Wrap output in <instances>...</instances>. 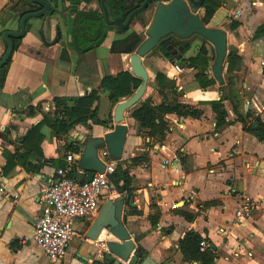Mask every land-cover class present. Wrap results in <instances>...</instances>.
Returning a JSON list of instances; mask_svg holds the SVG:
<instances>
[{
  "label": "crops",
  "instance_id": "obj_1",
  "mask_svg": "<svg viewBox=\"0 0 264 264\" xmlns=\"http://www.w3.org/2000/svg\"><path fill=\"white\" fill-rule=\"evenodd\" d=\"M45 1L50 11L27 20L0 86V264H129L109 253L94 258L99 243L116 241L104 231L95 242L84 239L98 212L75 222L76 237L61 260L49 261L35 243L22 245L20 240L31 237L41 212L37 198L55 171L67 166L66 156H79L74 150L81 153L86 138H103L113 130L115 106L130 96L112 104L101 83L124 72L134 77L130 55L146 39L154 11L150 16L137 15L124 33L109 27L98 47L78 54L74 43L84 46L97 39L86 37V31L92 35L87 28L94 21L87 16L90 6L80 0ZM220 2L204 26L226 35L222 83L212 74V45L192 36L181 40L182 45L176 42L173 62L152 53L141 60L146 87L138 103L123 115L127 138L119 162L120 171L130 177L129 190L119 194L115 188L123 181L115 188L111 181L100 208L105 201L131 195V205H123L122 212L138 252L136 264H201L186 261L181 254L180 241L190 232L210 246L205 251L214 257L212 264H264V140L250 131L258 124L264 127V0ZM94 5L101 15L97 21L104 23L100 0ZM42 8L31 0H0V60L6 49L2 34L17 32L24 15ZM196 13L201 21L203 9ZM231 23L237 25L234 30ZM132 34L141 41L128 47L131 52H112L114 42ZM228 56L236 61L231 73ZM189 59L196 62L186 64ZM207 81L213 83L202 88ZM92 92L98 97L92 107L97 119L108 123L106 127L86 122L57 137L43 123L39 146L33 144L26 159L18 157L25 152L22 145L28 131L44 119L67 123L55 101L70 108ZM141 106L155 113L151 136L149 128L131 118ZM166 108L176 111H162ZM7 160L13 166L5 174ZM242 196L257 207L234 225ZM198 251L205 253L199 245Z\"/></svg>",
  "mask_w": 264,
  "mask_h": 264
},
{
  "label": "water",
  "instance_id": "obj_2",
  "mask_svg": "<svg viewBox=\"0 0 264 264\" xmlns=\"http://www.w3.org/2000/svg\"><path fill=\"white\" fill-rule=\"evenodd\" d=\"M31 1L38 3L43 9L36 13L24 15L20 20L17 32L6 31L2 34L1 39L6 44V49L0 60V69L8 62L12 54V38H21L24 35L27 20L50 11V5L45 0ZM108 1L116 0H100L104 24L119 33H124L137 15L154 3L157 5L154 9L152 22L145 32L146 39L130 55L131 73L141 81L140 86L126 101L115 106L113 112L115 125L111 132L105 134L103 138H86L84 140L83 149L78 157L77 168L86 173V179H89L93 173L103 174L104 172V164L98 158L100 149L104 148L112 160L122 159L127 138V126L123 124V115L138 103L143 96L147 83V74L141 60L151 53L161 40L168 36H174L180 40L198 36L207 41L214 49L215 60L212 66V74L219 84L222 83L221 70L227 52L224 31L206 28L196 13L201 8L203 0H145L139 8L128 14L126 18L123 17L120 10L115 12L114 17H111L106 7ZM109 181L111 183L110 179ZM111 185L115 188L114 184L111 183ZM115 189L119 194L121 193L120 189ZM131 203L130 194H127L125 198L118 197L114 200L105 201L93 222L88 226L84 239L95 242L101 232L104 231L116 240L105 242L108 253L121 262L129 260V264H136L139 261L138 252L130 239L122 212L123 205L128 206Z\"/></svg>",
  "mask_w": 264,
  "mask_h": 264
},
{
  "label": "trees",
  "instance_id": "obj_3",
  "mask_svg": "<svg viewBox=\"0 0 264 264\" xmlns=\"http://www.w3.org/2000/svg\"><path fill=\"white\" fill-rule=\"evenodd\" d=\"M87 5L90 6L89 11L87 12V16L94 19L93 22L89 25L87 29L92 33L89 37L96 36L97 39L94 41H90L84 46H79V43H74L75 47L74 49L78 54L86 53L88 51H91L95 47H98L105 39L106 33L109 30V27H107L103 22L97 21V19H100V14L97 10V8L94 5V0H80ZM145 0H121L118 1H108L106 2V7L108 9V12L111 16H113V13L118 11L117 9H121L123 11V17L126 18L130 11L134 10L135 8L139 7ZM216 0H203L201 8L203 9L204 18L209 20L213 16V10L216 9ZM96 19V20H95ZM202 24L205 25L206 22L201 20ZM235 23H231L230 29L234 30L236 28ZM86 29V30H87ZM76 39V38H75ZM20 38H12L13 43V50L12 53L17 49ZM140 37L137 35L132 34L131 36L127 37L124 40L114 42L112 44V52H124L129 53L131 52L128 47L135 46L140 43ZM175 40L168 36L161 40L155 49L151 52L152 54L159 55L166 59L169 62H173V58L171 55L172 49H175ZM12 56V54H11ZM11 56L8 60V62L0 69V86L3 84L4 75L6 72V69L11 61ZM234 61V62H233ZM186 64L193 65L196 61L195 59H189L185 61ZM236 61L231 56H228V68L227 72L231 73V63L234 64ZM196 80H198V76H195ZM157 81L159 83L160 77L157 76ZM211 83L210 81H207L205 83H202V88H206ZM141 81L135 77H132L129 73L124 72L119 74L116 78H107L104 79L101 83V88L106 89L110 92L109 100L112 104L116 103L117 98H123L128 97L132 95V91H136L137 88L140 86ZM98 101L97 93L92 92L89 96L84 98H79L73 102L72 107H66L64 101H55L54 105L56 108H62V114L63 117L67 120V123L62 120H54L53 122L44 119V122L37 125L36 127H33L31 130L28 131L27 135L23 139V150L25 151L23 154H21L18 157L25 158L30 154L32 150V145L36 143V147L39 146L42 138L39 135L40 128L43 123L48 124L50 129L54 131L57 137L59 135L66 134L74 125L82 124L86 122H91L92 124L99 125L102 127H106L108 123L101 122L97 119V109L96 107L93 108V104ZM162 109L164 107H161ZM161 110V109H160ZM162 111H168V112H175L174 109L166 108ZM154 111L147 106H141L138 109H135L131 113V118L134 121L140 122L142 126L150 129V136L154 129ZM257 123V122H256ZM156 124V123H155ZM256 137H258L260 140H264V127L261 124H258V127L255 130H250ZM74 154L79 155L80 151L78 149L74 150ZM12 159V157H11ZM25 162V161H24ZM24 162L22 164H24ZM13 166V163L11 160H7L6 167H4V173L6 174L10 168ZM64 169V167H61ZM121 163L118 164L115 172L113 175H111L110 180L114 185H118L119 181L122 180L123 184L119 188L121 191H128L129 190V183H130V177L125 175L122 171H120ZM70 177L73 178L72 173L70 174ZM201 242V239L198 235L195 233H187L182 240L180 241V251L181 254L186 261H197L201 264H212L214 257L211 253H199L198 251V245ZM98 264V263H94Z\"/></svg>",
  "mask_w": 264,
  "mask_h": 264
},
{
  "label": "built area",
  "instance_id": "obj_4",
  "mask_svg": "<svg viewBox=\"0 0 264 264\" xmlns=\"http://www.w3.org/2000/svg\"><path fill=\"white\" fill-rule=\"evenodd\" d=\"M176 71L181 72L179 68ZM75 157L79 156H66L67 166L55 171L50 184L38 196L40 215L34 221L31 237L20 240L22 245L35 243L52 262L61 260L75 239V222L89 220L99 211L103 192L110 187L109 179L120 163L110 159L104 148L100 149L98 158L104 164V172L93 173L86 179V173L77 168ZM72 172L76 175L73 178L70 177ZM256 207L248 197L242 196L233 224H241ZM199 247L201 251L210 248L205 242H201ZM106 253L105 242H101L97 245L94 258L101 259Z\"/></svg>",
  "mask_w": 264,
  "mask_h": 264
},
{
  "label": "rangeland",
  "instance_id": "obj_5",
  "mask_svg": "<svg viewBox=\"0 0 264 264\" xmlns=\"http://www.w3.org/2000/svg\"><path fill=\"white\" fill-rule=\"evenodd\" d=\"M99 4V3H98ZM97 4V5H98ZM157 3H154L152 6H150L148 9H147V11H146V13H147V15L148 16H150V15H152V13H153V11H154V8H155V5H156ZM216 9H214L213 10V13L215 14L218 10H219V8L221 7V2H220V0H216ZM98 7H99V5H98ZM199 16H201V18H202V20L204 21V22H207L208 20L207 19H205L204 18V13H200V15ZM204 25V24H203ZM207 28V27H206ZM89 37V32H87L86 31V37ZM193 37H195V36H193ZM172 38L175 40V42H178V43H181V45H182V42H181V40H178L177 38H175L174 36H172ZM143 39H144V36H143ZM177 49H172V54H175V52H177L176 51ZM215 57V53H214V51H213V58Z\"/></svg>",
  "mask_w": 264,
  "mask_h": 264
},
{
  "label": "flooded vegetation",
  "instance_id": "obj_6",
  "mask_svg": "<svg viewBox=\"0 0 264 264\" xmlns=\"http://www.w3.org/2000/svg\"><path fill=\"white\" fill-rule=\"evenodd\" d=\"M116 1L120 2L121 0H116ZM143 3H144V2H143ZM143 3H142V4H143ZM142 4H141V5H142ZM141 5H140V6H141ZM140 6H139V7H140ZM139 7H137V8H139ZM137 8H135V9H137ZM148 8H149V7H148ZM148 8H147V9H148ZM42 9H43V8H42ZM42 9H41V10H42ZM89 9H90V8H89ZM135 9H134V10H135ZM147 9L144 10L142 13H140V15L143 14V13H145V12L147 11ZM41 10H40V11H41ZM117 10H120L121 14L123 15V11H122L121 9H117ZM134 10H132V11H134ZM88 11H89V10H88ZM132 11H130V13H131ZM38 12H39V11H38ZM130 13H129V14H130Z\"/></svg>",
  "mask_w": 264,
  "mask_h": 264
}]
</instances>
